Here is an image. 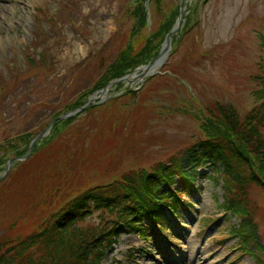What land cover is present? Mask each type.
<instances>
[{"label":"rangeland","instance_id":"1","mask_svg":"<svg viewBox=\"0 0 264 264\" xmlns=\"http://www.w3.org/2000/svg\"><path fill=\"white\" fill-rule=\"evenodd\" d=\"M136 1L0 0V142L14 138L0 144V158L24 152L55 115L102 92L82 95L113 61L161 50L173 19L142 0L144 27ZM162 1L167 12L181 2ZM177 33L159 71L111 86L90 111L48 130L29 162L10 169L0 183V235L29 233L79 192L122 182L204 136H219L216 127H201L219 106L232 105L245 120L264 101V0H186ZM5 169L0 161V175ZM201 170L194 191L185 192L193 206L181 208L182 224L170 212L163 231L147 220L141 235L121 233L102 264H264V184L252 183L246 197L263 245L260 262L238 245L233 229L243 216L223 207V173ZM173 187L182 189L178 179ZM118 219L99 209L82 224Z\"/></svg>","mask_w":264,"mask_h":264},{"label":"trees","instance_id":"2","mask_svg":"<svg viewBox=\"0 0 264 264\" xmlns=\"http://www.w3.org/2000/svg\"><path fill=\"white\" fill-rule=\"evenodd\" d=\"M150 1L156 4L160 15L164 18L168 17L169 21L173 19L171 26L168 25L160 40L162 42L179 15L180 3L175 9L167 12L164 10L162 0ZM141 2L142 0L136 1V6L140 7V22L145 27L149 23V12ZM160 29L161 27L158 30ZM178 34L174 35L173 41ZM159 52L160 49L144 55L142 52L133 55L130 53L118 66H113L115 64L113 61L106 68L107 74L104 72L93 88L82 95L94 89H102L111 80L130 73L126 71V66L131 63L146 64ZM141 54L143 56L139 57ZM111 66L114 69L108 74ZM262 67L261 79L264 85V58ZM77 101L69 106L70 109L86 103L85 100ZM90 110L91 108L87 109V112ZM58 115L60 114L55 116ZM76 118L71 116L58 119L52 128L61 123L69 124ZM204 120L201 127L205 125L216 127L220 135L204 136L167 161L134 174L133 172L125 174L122 182L96 185L79 192L29 233L0 235V264H102L107 252L112 251L121 233L136 232L141 235L142 226L147 220H151L155 226L164 225L162 217H167L168 212L174 217L176 224H178L177 220L181 222V208L190 209L193 206L185 192L194 189L195 180L203 173L201 169L208 166L214 173H223V188L226 196L223 207L243 216V225L233 229L234 234L240 239L238 245L261 262L263 245L259 241L257 225L250 219L251 212L246 205V197L247 189L252 183L264 184V101L257 105L245 120H240L232 105L219 106L217 114H209ZM29 134L24 133L19 136H30ZM36 135L27 139L24 152H14L11 156L5 154L1 156L0 161L5 162L6 165L11 157L26 154L31 140ZM13 139L8 137L0 144H11ZM39 142L40 140L35 144L33 152L36 151ZM62 147L70 148L71 145L65 142L62 143ZM29 161L28 159L22 163L17 161L11 169ZM174 179L180 181L182 189L173 187ZM99 209L106 210L119 219L112 220L114 224L109 221L111 226L105 221L97 225L82 224L88 215Z\"/></svg>","mask_w":264,"mask_h":264},{"label":"water","instance_id":"3","mask_svg":"<svg viewBox=\"0 0 264 264\" xmlns=\"http://www.w3.org/2000/svg\"><path fill=\"white\" fill-rule=\"evenodd\" d=\"M186 0H181L180 2V13H179V16L175 22V24L173 25L172 29L168 32L164 42H163V46L159 52V54L153 59L151 60L150 62H148L147 64H144V65H141L139 66L138 68H136L132 73H129V74H126L120 78H117V79H113L111 80L101 91L104 93L106 92L111 86L113 85H117L118 83L120 82H123V81H127V82H133L132 79H130V76L133 75V73L135 71H137L138 69H141L143 67H151L154 62L161 56H165L160 64V66H158V68L151 73V75H153L155 72L159 71L160 68L162 67V65L164 64V61L166 60L167 56L169 55V52H170V49H171V46H172V39H173V36L179 31L181 25H182V19H183V16H184V3H185ZM150 75V74H148ZM146 74V71L142 72L140 74V77L141 79H143L144 77L148 76ZM97 98L98 96L96 97L95 94H93L92 96L89 97V99L87 100V102L85 104H83L82 106L74 109V110H70L64 114H61L59 116H56L55 118L52 119V121L49 123V125L47 126V128L41 132L40 134H38L37 136H35V138H33V140L30 142V145H29V148H28V152L24 155H21V156H14V157H11L7 163H6V169H5V172L3 175H0V181L3 180L9 173L11 167L13 166V164L16 162V161H20V160H24V159H27L30 154L32 153L33 149H34V146L35 144L37 143V141L41 138H43V136L45 135V133L51 129L53 123L58 120V119H64V118H69L73 115H76L80 112H83L85 111L87 108H89L90 106H92L93 104L97 103Z\"/></svg>","mask_w":264,"mask_h":264},{"label":"bare ground","instance_id":"4","mask_svg":"<svg viewBox=\"0 0 264 264\" xmlns=\"http://www.w3.org/2000/svg\"><path fill=\"white\" fill-rule=\"evenodd\" d=\"M165 56L163 55V56H161V57H159L155 62H154V64L151 66V67H143V68H141V69H138L137 71H135L134 73H133V75L132 76H130V79H132V81H135V82H138V81H140V80H142L141 79V77H140V74L142 73V72H144V71H146V74L148 75V74H151L152 72H154L157 68H158V66H160V64H161V62H162V60H163V58H164ZM107 92L108 91H106V92H104V93H102V92H99V93H96V97L98 96V97H104V95L105 94H107ZM169 216H171V215H169ZM171 217H173V216H171Z\"/></svg>","mask_w":264,"mask_h":264}]
</instances>
